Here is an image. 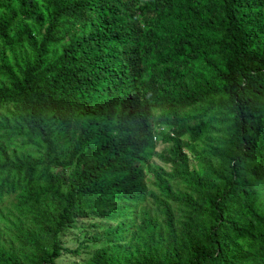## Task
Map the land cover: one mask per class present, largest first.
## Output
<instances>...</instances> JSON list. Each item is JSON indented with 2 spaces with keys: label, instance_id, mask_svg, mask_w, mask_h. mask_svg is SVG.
Wrapping results in <instances>:
<instances>
[{
  "label": "trees",
  "instance_id": "obj_1",
  "mask_svg": "<svg viewBox=\"0 0 264 264\" xmlns=\"http://www.w3.org/2000/svg\"><path fill=\"white\" fill-rule=\"evenodd\" d=\"M84 218L75 264H264V0H0V264Z\"/></svg>",
  "mask_w": 264,
  "mask_h": 264
},
{
  "label": "rangeland",
  "instance_id": "obj_2",
  "mask_svg": "<svg viewBox=\"0 0 264 264\" xmlns=\"http://www.w3.org/2000/svg\"><path fill=\"white\" fill-rule=\"evenodd\" d=\"M158 130L161 131H167L170 133V129L168 127H158ZM155 140V150H156V155L154 154L151 157V161L153 163L163 165L166 169H170L169 165H165L163 161L160 159V154H165L167 151V148L169 147L168 143H163L161 140H158L154 138ZM188 157H189V164L190 167L197 168L198 167V160L199 157L192 153L187 151ZM201 159V158H200ZM92 221V219L89 218H84V219H78L75 226L70 228L68 231L63 233L61 235V242L64 247H70V248H75L78 245H83V247H87L86 249H81L80 254L78 255H72L67 252H63L59 258L56 260L57 264H75L80 261H83L87 255L92 251V249L89 247H94L95 244L91 242L90 240H87L88 237H90V233L93 230L89 225V223ZM6 223L0 221V226H4ZM87 245V246H85Z\"/></svg>",
  "mask_w": 264,
  "mask_h": 264
}]
</instances>
